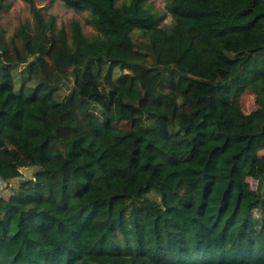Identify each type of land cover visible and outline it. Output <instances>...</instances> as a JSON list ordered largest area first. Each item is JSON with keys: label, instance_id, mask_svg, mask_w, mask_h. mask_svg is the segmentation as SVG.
Returning a JSON list of instances; mask_svg holds the SVG:
<instances>
[{"label": "trees", "instance_id": "trees-1", "mask_svg": "<svg viewBox=\"0 0 264 264\" xmlns=\"http://www.w3.org/2000/svg\"><path fill=\"white\" fill-rule=\"evenodd\" d=\"M23 1L7 34L0 0V264H264V0Z\"/></svg>", "mask_w": 264, "mask_h": 264}, {"label": "rangeland", "instance_id": "rangeland-1", "mask_svg": "<svg viewBox=\"0 0 264 264\" xmlns=\"http://www.w3.org/2000/svg\"><path fill=\"white\" fill-rule=\"evenodd\" d=\"M10 2V6L6 9L4 8L2 10L3 19L2 22L6 25V32L7 34L11 33L14 26L18 23L20 19H24L25 17L29 16V12L25 6V3L23 0H8ZM154 4L159 10L163 6V0H153ZM49 11L54 14L57 17L58 23L67 20L68 18L72 17L75 14L74 11L67 9L61 0H53L52 5L49 7ZM80 18H82L80 16ZM170 18H167V21H169ZM84 28L86 31L90 29V27L86 24H84ZM31 55L26 56V58H29ZM48 60H50L49 56L47 57ZM233 79H229V81H232ZM229 99H231L235 114H236V121L234 130L236 132L240 131V126L243 124L244 115L247 114L251 109H253V96L249 94L248 92H243L241 94L233 90V93L230 94ZM21 171L23 172V177L30 176L31 172L33 171V168L27 165L24 161L21 162ZM247 176V181L250 185V193L249 197H253L252 192L255 190V184L257 182V179L263 174V171L258 168H251L248 171L245 172ZM20 179V178H19ZM13 181L12 183H14ZM4 184L0 183V189L3 188ZM4 190V189H3Z\"/></svg>", "mask_w": 264, "mask_h": 264}, {"label": "water", "instance_id": "water-1", "mask_svg": "<svg viewBox=\"0 0 264 264\" xmlns=\"http://www.w3.org/2000/svg\"><path fill=\"white\" fill-rule=\"evenodd\" d=\"M30 55V54H29ZM28 56V55H27Z\"/></svg>", "mask_w": 264, "mask_h": 264}]
</instances>
